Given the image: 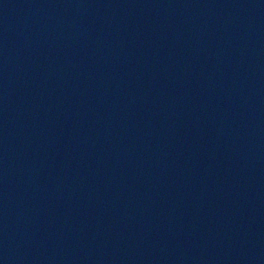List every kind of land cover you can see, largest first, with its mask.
Wrapping results in <instances>:
<instances>
[{"label":"water","instance_id":"water-1","mask_svg":"<svg viewBox=\"0 0 264 264\" xmlns=\"http://www.w3.org/2000/svg\"><path fill=\"white\" fill-rule=\"evenodd\" d=\"M0 264H264V0H0Z\"/></svg>","mask_w":264,"mask_h":264}]
</instances>
